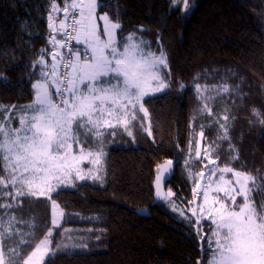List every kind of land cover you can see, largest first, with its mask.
<instances>
[{"label":"trees","instance_id":"trees-1","mask_svg":"<svg viewBox=\"0 0 264 264\" xmlns=\"http://www.w3.org/2000/svg\"><path fill=\"white\" fill-rule=\"evenodd\" d=\"M98 1L99 12L121 24L119 39L142 29L136 34L150 42L151 51L164 49L172 84L170 89L145 98L151 136L138 122H133L132 136L122 128L116 129L115 136L106 133L102 180L72 179L53 194L52 199L66 213L54 231L53 247L63 244L66 251L50 258L47 264H208L212 251L206 250V240L212 236L214 225L202 222L201 235L206 240L201 241L171 205L155 202L156 165L168 159L175 164L166 189L171 188L174 202L186 211L194 186L186 176L184 163L189 140L198 138L201 125L212 123L208 117L191 121L193 116H200L197 110L201 107L194 85L239 86L244 99L228 93L209 107L216 117L230 116L229 135L239 154L230 166L257 178L250 183L254 189L252 200L258 211L264 206V125L252 113L257 109L264 118V0H189L187 11H183L182 0L175 8L171 0ZM51 2L0 0V106L10 110L0 113V119L16 117L24 105L34 100L32 84L41 79L43 69L33 65L42 50H53L49 43L53 35L48 19ZM56 3L64 7V0ZM53 16L58 24L64 14ZM62 38L58 33L57 39ZM45 60L50 64L51 56L46 55ZM181 82L187 86L184 90L179 87ZM52 91L57 99L55 89ZM13 105L17 108L11 109ZM232 116L236 117L234 121ZM148 123L144 121V127ZM203 131L202 148L215 140L218 126ZM84 146L97 150L91 139ZM221 147L223 159L218 164L223 166L236 151L227 152L228 142ZM192 148L194 152V143ZM202 167L196 162L192 170L199 172ZM237 201L243 203L241 197ZM4 202L10 201H0ZM11 214L24 220L35 217L38 223L51 226V204L46 198L25 201L23 210ZM186 215L191 213L186 211ZM46 231L44 227L38 235Z\"/></svg>","mask_w":264,"mask_h":264},{"label":"snow or ice","instance_id":"snow-or-ice-1","mask_svg":"<svg viewBox=\"0 0 264 264\" xmlns=\"http://www.w3.org/2000/svg\"><path fill=\"white\" fill-rule=\"evenodd\" d=\"M182 2L183 11H187L191 7L189 0ZM178 3L179 0H171V7L175 8ZM97 7V0H64L63 8L52 0L48 19L53 33L49 43L53 50H42L33 65L47 69L41 71V79L32 84L34 100L24 105L16 117L9 115L0 119V172L3 173L0 201H10L0 203V264H47L50 258L66 251L63 244L53 247L54 231L66 215L52 199L53 194H58L66 181L72 179L102 180L101 168L85 174L81 163L90 160L93 165L101 164L106 133L115 136L116 129L122 128L132 136L133 122H138L151 136L145 98L171 87V71L164 49L161 47L159 54L151 51L150 42L136 35L142 29L118 40L117 32L122 31V26L107 14L99 17L104 22L101 32L96 23ZM60 12L64 18L57 24L53 13ZM58 33L63 39H57ZM72 41L76 42L75 51ZM46 55L51 56L50 64L45 60ZM179 87L184 90L187 86L181 82ZM53 88L58 99L53 97ZM194 89L201 107L197 110L200 116H193L191 121L208 117L212 123L201 125L198 138L189 140V155L184 163L186 176L194 185L193 199L186 202V211L191 215H186L185 209L174 202L175 193L171 188L167 191L162 188L166 174L168 178L174 174L171 159L156 165L155 197L171 205L172 210L195 229L201 241L206 240L201 235L202 222L214 225L212 236L206 240V250L212 251L208 264H264V206L257 210L252 200L254 189L250 187L257 178L230 166L239 159L229 135L230 116L216 117L209 107L224 94L232 93L241 100L244 96L239 86L227 84L202 88L197 83ZM16 108L11 106V109ZM5 111L10 112L0 106V113ZM230 111L225 109V112ZM252 113L264 125L259 110L252 109ZM12 119H18L19 127L10 126ZM144 121L149 122L147 127ZM213 125L218 126V135L202 148L203 129ZM89 139L95 141L97 150H85ZM224 142L229 145L227 152L236 151V154L231 155L228 164L220 166L218 161L223 159L220 153ZM74 145L78 150H74ZM196 162L203 166L199 172L192 170ZM229 173L231 179L226 178ZM198 197L201 198L199 204L196 203ZM237 197L243 199L242 204ZM40 198H46L51 204L50 227L38 223L35 217L24 220L22 216L11 214L23 210L25 201ZM197 225L200 227H195ZM44 227L47 231L43 236L38 235ZM25 228L27 231L23 230Z\"/></svg>","mask_w":264,"mask_h":264},{"label":"rangeland","instance_id":"rangeland-1","mask_svg":"<svg viewBox=\"0 0 264 264\" xmlns=\"http://www.w3.org/2000/svg\"><path fill=\"white\" fill-rule=\"evenodd\" d=\"M97 4H98V7H97V9H96V17H97V20H96V23H97V25H98V27H99V29L101 30V32H102V29H103V25H104V22L102 21V20H100L99 19V17H101V16H103V15H105V14H102V13H100L99 12V1L97 0ZM63 18H64V16H63ZM137 35V34H136ZM139 36V35H138ZM102 38H104L103 36H102ZM117 39L119 40V37H118V35H117ZM156 54H159V53H156ZM47 69H43V71H46ZM53 97H54V95H53ZM54 99H56V98H54ZM58 99V98H57ZM7 116H9V115H7ZM11 127H13V128H17V127H19V121H18V119H12V121H11V125H10ZM85 147V150L87 151V150H89L86 146H84ZM74 150H78V148H77V146L76 145H74ZM94 151V150H93ZM101 163H102V161H101ZM97 167H99V168H101V164L100 165H93L91 162H90V160H84L82 163H81V168L83 169V172L85 173V174H87L88 172H89V170H95ZM226 178H229V179H231V174L229 173V174H226ZM71 180H69V181H66V183H65V185H67L68 184V182H70ZM238 198V197H237ZM196 203L197 204H199V203H201V198L200 197H198L197 198V201H196ZM64 211V210H63ZM65 212V211H64ZM198 227V226H197Z\"/></svg>","mask_w":264,"mask_h":264},{"label":"water","instance_id":"water-1","mask_svg":"<svg viewBox=\"0 0 264 264\" xmlns=\"http://www.w3.org/2000/svg\"><path fill=\"white\" fill-rule=\"evenodd\" d=\"M173 170L175 171V164H174V163H173ZM155 176H156V174H155ZM172 176H173V175H171V177L168 178V177H167V174H166V179H165L164 181H162V188H163L164 191H167L166 187H167L168 182L171 180ZM154 180H155V179H154ZM153 186H154V183H153ZM154 199H155V202H156V203L161 202V200H159V199H157V198L155 197V186H154Z\"/></svg>","mask_w":264,"mask_h":264},{"label":"built area","instance_id":"built-area-1","mask_svg":"<svg viewBox=\"0 0 264 264\" xmlns=\"http://www.w3.org/2000/svg\"><path fill=\"white\" fill-rule=\"evenodd\" d=\"M62 39H63V38H62ZM71 44H72V46H73V51H74V48H75L76 42H75V41H72ZM60 51H62V52H66V49H60Z\"/></svg>","mask_w":264,"mask_h":264}]
</instances>
